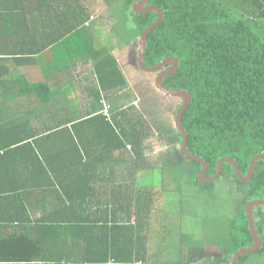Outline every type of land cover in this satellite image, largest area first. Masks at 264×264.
<instances>
[{"label": "trees", "instance_id": "obj_1", "mask_svg": "<svg viewBox=\"0 0 264 264\" xmlns=\"http://www.w3.org/2000/svg\"><path fill=\"white\" fill-rule=\"evenodd\" d=\"M35 1L46 5L38 17L24 18L18 14L25 9H33ZM125 1L131 8L130 16L136 19L134 23L140 39L143 31L155 24L159 16L157 13L138 16L133 6L141 0ZM47 2L0 0V22L3 23H0V103L3 98L11 104L22 101L24 106L16 112L0 110L8 116L0 122V196L6 193L2 191L6 190L3 179L15 166H23L27 159L34 171L42 169L45 155L37 159V163L34 161L36 153L27 158L24 154H31L32 149L35 150L34 144L41 151L43 148L34 143L33 137L42 134L49 139L52 131L55 135L65 136L56 143L60 148L65 145L67 152L60 154L65 156L51 165H65L58 177L74 182L73 191L79 195H75L72 201L73 210L80 207L77 204L81 202L82 191L94 182L98 184L85 191L84 201L91 204L89 208L93 214L101 212L103 206L101 185L105 174L91 172L90 182L83 183V172L90 160V156L85 157L84 151L94 148L92 160H101L100 164L105 166L125 167L128 173L124 175H132L133 179V182L119 187L109 185L112 191H126L128 188L134 191L130 204L122 196L106 201V212L113 214L112 221L85 222L81 223L82 227L73 223L72 228L81 234L78 240L84 243L87 252L78 263L228 264L237 252L252 247L254 240L247 218V205L264 198V161L257 162L251 182L243 184L229 164L223 165L220 178L227 177L235 188L238 186L234 194L240 196V202L236 203V218L228 224L226 235L220 243L216 242L221 259L219 256L199 258L200 252L197 254L196 249L184 247L179 240L178 260L168 256L161 258L164 253L159 251L158 254L148 253L151 249L163 248V230L157 239L154 234L163 218L158 207H163L165 198L171 196L168 199L171 203L186 196L195 206L197 199L194 200V192L188 196V188L199 187L204 194L211 195L214 186L200 183L202 165L186 157L181 148L183 137L176 126L168 127L160 121L161 98L171 96L157 89V81L171 66H165L156 73L144 72L139 65L138 71L131 73L120 70L111 56V49H116L119 58L126 47L137 40H127L129 34L126 27L121 28L111 42L99 44L101 49H97V42L92 36L83 37L82 33L75 32L69 37L66 35L69 30L56 29L52 31L51 38L49 31L27 28L26 25L38 21L54 22L52 13L56 9L55 4L51 6ZM115 2L108 8L105 3L97 5V0L89 4L100 9L103 13L101 18L106 17L110 21L109 10ZM150 6L159 7L164 20L148 39L146 64L155 67L169 57L179 62L177 72L165 78L163 85L166 89L187 92L191 96V103L182 116L189 152L208 163L206 179L214 177L218 161L226 157L234 160L241 174L247 177L252 160L264 154V0H153ZM83 16L82 21H90L91 18L94 21V15L87 16L84 12ZM125 40L127 42L122 47L121 43ZM40 59V72L48 85L41 83L43 80L39 83L28 80L21 71L22 66L37 64ZM87 61L89 66L85 74H79V64H86ZM51 73L67 74L69 79L74 77V84L79 82L76 87L66 89L64 98L79 89L85 90L92 99L98 96V92L116 91L114 99L107 100L111 106L107 115L102 113L89 117L97 112L98 104L91 105L93 111L89 106L75 105L73 108L71 103L60 105L58 98L64 80L60 84L50 82L47 74L50 76ZM93 83L96 86L93 87ZM182 105L175 110V120ZM56 106L62 108L54 110ZM49 112L54 113V117L55 113H59V118L63 116L64 120L56 121L52 117L49 122H42ZM39 113L41 120H36ZM16 116V119H11ZM68 120L72 123H66ZM153 139H158L159 147H166L164 152L157 153L155 160L151 157L156 147L151 144ZM78 141L83 143L81 150ZM188 167H192V174ZM33 182L34 179L26 184L34 188ZM24 189L26 192H22L21 196L25 198L28 189ZM122 216L126 219L121 220ZM132 216L136 219L131 225ZM188 218L192 216L185 220ZM254 218L262 246L258 251L242 256L236 264H264V205L255 207ZM46 224L35 222L29 228L25 221L0 217V264L55 263L41 258L25 261L22 248H17V245H25V240L48 239L43 233L52 223ZM174 238L184 239L183 244L188 243L184 235L179 237L177 234Z\"/></svg>", "mask_w": 264, "mask_h": 264}, {"label": "crops", "instance_id": "obj_2", "mask_svg": "<svg viewBox=\"0 0 264 264\" xmlns=\"http://www.w3.org/2000/svg\"><path fill=\"white\" fill-rule=\"evenodd\" d=\"M92 0H48V4L51 6L54 5L56 7L55 11L52 13L54 16V22H48L43 23L42 21H38L35 24L26 25L29 29H37L39 31H49L51 38L53 37V32L56 29L58 30H69L66 35L69 37L74 36V33H82L83 37H90L94 38L93 40L96 41L97 45L102 44L103 40L106 42H111L113 37L117 35L119 30L121 29V25L117 22H114L112 20H107L101 18V11L100 9L92 8L89 3H91ZM35 6L31 10L25 9V12L18 13L21 17L24 16V18H30L32 15L39 16L40 14L46 9V5L39 4L35 1ZM28 5V3H26ZM86 9V10H85ZM50 12V10L48 9ZM84 12L87 14V16L94 15V21H82V17ZM93 12V13H92ZM98 15V17H97ZM3 24L2 22H0ZM1 28L3 29V26L1 25ZM63 36L61 38L63 39ZM80 37V36H79ZM50 38V39H51ZM38 40H41V37H37ZM65 40V39H64ZM136 42V41H135ZM132 44V43H131ZM100 46V45H99ZM101 49V48H97ZM130 49L129 46L126 47L125 50ZM99 51V50H97ZM111 56L114 58L115 62L118 64V67L120 70H123L124 68L121 67V64L119 63V58L116 56V49H111ZM41 59L38 61V63L34 64H28L25 66H22V69H28V70H34L35 74H37V71L39 73V78L43 80L41 83L43 84H49V82L45 81L43 79V76L40 72V65H41ZM88 69V65L84 63L79 64L78 72L81 75L85 74V71ZM22 71V70H21ZM24 73V72H23ZM24 73V75L28 78L30 74ZM98 76V75H97ZM47 79L50 80V82L54 81L56 83L60 84L61 80H64L62 83V92L60 94V101L58 103H61L60 105L64 106L67 103H71L73 105V108L75 105H82L84 107L89 106L90 111L91 105H97L99 107L96 108V113L91 114L89 117H95L99 114L103 113V116L107 115V111L110 110V103L107 102V100L114 99V96H116V91H108L107 93L104 92H98V96L95 99L89 98L87 96V93L83 89H79L77 92L69 93L68 98H64L65 91L72 89V87H76V85L79 83L74 84L75 79L73 76L69 79L67 74H59V73H51L50 76L47 74ZM29 80V78H28ZM31 81V80H30ZM35 82V81H34ZM37 82V81H36ZM95 82V81H94ZM96 83V82H95ZM98 83V82H97ZM41 84V85H43ZM72 86V87H71ZM79 86V85H78ZM77 86V87H78ZM96 86L93 83V87ZM67 89V90H66ZM52 90V89H51ZM83 90V91H82ZM61 91V90H60ZM121 93V92H118ZM96 94V92L94 93ZM87 97V98H85ZM85 98V99H84ZM94 102L96 104H94ZM62 106H56L54 110H60ZM23 102L17 101L13 104L9 102H5V100L2 98L0 103V110L4 112V110H21L23 109ZM88 108V107H87ZM51 110V109H50ZM95 110V109H94ZM36 115V114H35ZM40 113L36 120H41ZM3 117H8L5 113L0 112V122L3 119ZM16 117H11V119H16ZM55 118L56 121L64 120L63 116L59 118V113L50 112L44 118L41 120L42 122H49V119ZM34 120V121H36ZM66 123L71 124V120L66 121ZM37 124V123H34ZM65 136L63 135H55L52 133L49 135V139H47L46 136H43L42 134L37 135L36 137H33L32 140H34V143H38L39 148H43L41 151L37 150V146L34 144L35 150L32 149L31 154H24V156L29 157L32 154L36 153L34 157V161L38 163L37 159H41L43 155H45V162L42 169H39L38 171H34L33 165L28 163V160L26 159L23 162V166H15V169L12 170L10 175H6V177L3 179V188L6 190H2L3 192H6L5 194H2L1 201H0V217H8V220H14V221H25L27 222V227L31 228L33 227L35 222H41V223H47L46 225H49V223H52L51 226H47L49 229H45L43 235L45 237H49L48 239H34L33 242L29 240H25V245H22V247H19L17 245V248H22L24 255H25V261L34 260L35 258H41L42 260H51L55 261L53 264H73L78 263L82 261L83 255H85L86 249L84 243L79 241V233H76V231L72 228L73 223H76L78 225H81V223L85 222H91V224L95 221H98L100 223L105 222L106 220L112 221L114 217H112L113 214L110 212H106V201L112 197H121L122 199H125L130 204L132 202L134 191L133 188H128L126 191L123 189H118L117 191H112L109 188V185L113 187H119L122 184H127L133 182L132 175L131 177H128V175H124L128 173L127 169L119 166L110 167L101 165V160L94 161L92 160L95 149L84 151L85 157L90 156L89 165L85 168L84 172L85 175L82 178L83 183H89L90 173L91 172H101L105 174V181H103L102 187V198H103V206L101 207V212L97 214H93L92 210L89 208L91 205L90 203H86L85 200V191L92 187L93 185H97L98 182L92 183L91 186H89L86 190L82 191L81 194V202L77 204V206H80L76 211L73 210V199L75 194L73 191V181H67L66 178H59L58 173L61 171H64L65 165L59 166H52L51 163L55 161L58 158H61L65 155H60L62 153L67 152V147L62 144L63 148H60L58 143L61 139H64ZM25 141H30L29 139H24ZM79 150L83 148L82 141H78ZM60 155V156H56ZM56 156V157H54ZM51 157H54L51 159ZM25 163V165H24ZM20 167H23L21 169ZM94 174V173H93ZM98 175V174H96ZM34 179L33 187L26 184V182L31 181ZM107 181V182H106ZM72 186V187H71ZM15 188L14 190H10L11 188ZM28 189V193L25 195L26 197H22L21 193L26 192L24 189ZM1 189V187H0ZM8 190V191H7ZM155 210V209H154ZM125 217L122 216L121 220ZM126 219V218H125ZM136 217H131L130 224L132 225L135 222ZM127 222V220H125ZM101 225V224H100ZM49 230V232L47 231ZM87 230V229H85ZM31 232V231H30ZM36 234V233H34ZM148 250V249H147ZM149 254H158L157 249H151ZM62 259L61 261H56L54 259ZM73 262H71V261ZM51 264V263H50ZM80 264V263H78Z\"/></svg>", "mask_w": 264, "mask_h": 264}, {"label": "rangeland", "instance_id": "obj_3", "mask_svg": "<svg viewBox=\"0 0 264 264\" xmlns=\"http://www.w3.org/2000/svg\"><path fill=\"white\" fill-rule=\"evenodd\" d=\"M115 1L116 0H97V5L105 3L106 8H108L109 4L114 3ZM109 12L108 18L110 20L119 23L122 29H124V27L128 29V41L133 39L134 42L137 38L136 42L129 45L130 49L121 53L118 60L121 67H123L126 72L131 73L132 71H138L140 39H138L139 32L134 23L136 19L129 14V12H131L129 3H126L125 0L117 1ZM101 14L103 16V13ZM127 40L121 43L122 47L125 46ZM102 44L105 45L106 41L103 40ZM101 47L102 46L97 45V48ZM86 65L89 66L88 61ZM21 70L24 73L30 74L29 76L26 74L29 80L33 82L37 81V83L41 81L38 71L37 74H35L34 70L22 68ZM129 75L130 74H128V76ZM154 79L156 80V77H154ZM182 103L181 99L173 98V96L170 98L162 97V105L159 108L162 113L160 121L168 127H175V110H177ZM136 105L140 107L139 103ZM157 140L158 139H153L151 142L152 145H156L154 153L151 155L154 160L157 153L161 151L164 152V149L166 148L163 146L159 147ZM188 170L192 174V167H188ZM231 182V179H228L227 177L218 179L212 187L211 195L208 193L204 194L199 187L190 186L187 194L189 196L190 193L194 192V200L197 199L195 206L190 203L189 197L186 196H183L181 199H176L171 203L168 202V199L171 196L165 198V204H163V207H158V209L161 210V213H163V218L158 222L156 234H154V238L157 239L163 230V233L161 234V237H163L164 240L163 248L157 250L160 254L164 253L161 258L168 256L172 260H178L180 249H177V245H179V242L188 249H196L197 254L200 252L199 258L215 256H219L218 258L220 259L222 258V256H220L219 248L216 247V242L220 243V239L226 235L227 229L229 228L228 224L236 218V203L240 202V199H238L240 196L234 194V191H237L238 186L235 188L234 183ZM191 216L192 218L185 220L186 217ZM177 234L179 237H182V235L187 237L188 243L183 244L182 242L184 239L174 238ZM156 247L158 248V245H156Z\"/></svg>", "mask_w": 264, "mask_h": 264}, {"label": "water", "instance_id": "obj_4", "mask_svg": "<svg viewBox=\"0 0 264 264\" xmlns=\"http://www.w3.org/2000/svg\"><path fill=\"white\" fill-rule=\"evenodd\" d=\"M152 2H153V0H141L137 3H135L133 6V11L138 16L149 15L152 13H157L159 16L158 21L155 24H153L148 30H144L143 33L141 34V37H140V56H139V60H138V65L140 66V68L144 72H148V73H156L157 71L162 70L165 66H168V65L171 66V69L169 71L163 72L158 77L157 89L161 93H163L167 96H173V97H177V98H180L183 100V105H182L181 109L178 111V113L176 115V120H175L176 128L179 130V132L181 133V135L183 137L182 146H181L182 151L184 152V154L186 155V157L188 159L202 165V169L199 173V181L203 185L214 184L220 178L224 164H229L232 167V169H234L236 177L238 178V180L242 184L251 182V180L253 179V175L255 172L257 162L258 161H264V155L263 154L256 156L252 160L250 167H249L247 177H244V175L241 174L240 169L238 168V166L234 160H232L229 157H226V158H222L218 161L216 174L214 175V177L210 178V179H206V173L209 169L208 163L204 159H202L198 156H195L189 152V150H188V136H187L185 128L182 125V116H183L185 110L188 108V106L191 103V96L187 92H182V91L181 92L180 91L175 92V91L166 89V87L163 85V80L165 78H167L168 76H171L177 72V70L179 68V62L177 59H175L173 57H169L155 67H148L146 64V52H147L148 39H149L151 33L153 31H155L156 29H158L160 24L164 20V14L159 9V7L150 6ZM261 205H264V198L260 201H251L247 205V218L249 221L250 231H251V234H252V237L254 240L253 246L250 248L242 249L239 252H237L235 254V256L231 258V260L228 264H236L238 259H240L242 256L249 254V253H254L261 248L262 241H261V238L258 236V233L256 231L255 218H254L255 207L261 206ZM202 264H207V263H202Z\"/></svg>", "mask_w": 264, "mask_h": 264}, {"label": "flooded vegetation", "instance_id": "obj_5", "mask_svg": "<svg viewBox=\"0 0 264 264\" xmlns=\"http://www.w3.org/2000/svg\"><path fill=\"white\" fill-rule=\"evenodd\" d=\"M139 2V1H138ZM137 3V2H136ZM211 258V257H210Z\"/></svg>", "mask_w": 264, "mask_h": 264}, {"label": "clouds", "instance_id": "obj_6", "mask_svg": "<svg viewBox=\"0 0 264 264\" xmlns=\"http://www.w3.org/2000/svg\"><path fill=\"white\" fill-rule=\"evenodd\" d=\"M264 155V154H263Z\"/></svg>", "mask_w": 264, "mask_h": 264}]
</instances>
